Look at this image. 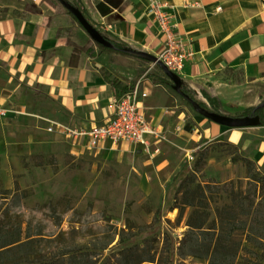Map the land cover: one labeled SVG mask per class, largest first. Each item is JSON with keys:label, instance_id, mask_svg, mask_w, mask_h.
Returning <instances> with one entry per match:
<instances>
[{"label": "crops", "instance_id": "obj_1", "mask_svg": "<svg viewBox=\"0 0 264 264\" xmlns=\"http://www.w3.org/2000/svg\"><path fill=\"white\" fill-rule=\"evenodd\" d=\"M108 38L156 55L160 35L149 0H69ZM187 47L193 50L178 75L194 96L219 99L228 116L255 106L264 96V0H164ZM48 0H0V154L10 147L49 153L66 144L84 151L85 137L71 144L62 125L88 129L103 123L116 97L98 66L123 82L139 81L147 118L165 134L186 133L223 141L252 159L264 174V123L229 127L189 115L170 87L152 82L151 63L133 55L99 52L94 39ZM88 47L94 53L87 51ZM191 119L192 131L184 128ZM52 126V130L48 127ZM151 141L153 136L148 137ZM152 146L160 150L159 143ZM138 152L140 149L135 148ZM124 148L100 153L120 156Z\"/></svg>", "mask_w": 264, "mask_h": 264}, {"label": "rangeland", "instance_id": "obj_2", "mask_svg": "<svg viewBox=\"0 0 264 264\" xmlns=\"http://www.w3.org/2000/svg\"><path fill=\"white\" fill-rule=\"evenodd\" d=\"M148 63L154 70V64ZM174 93L188 114L195 115L194 107ZM187 122L190 124L191 119ZM163 140L161 149L153 155L136 149L120 156L76 154L66 144L49 153L27 146L10 147L0 154V194H19L30 207L55 204L60 212H67L64 228L79 213L100 212L112 224V230L123 232L122 241L117 242L118 235L103 258L123 246H140L148 254H168L167 264H179L181 260L208 264L202 257L180 258L178 254L189 213V207L176 203L182 184L193 178L206 189L211 220L216 209L225 205L246 208L254 194L257 200H264V174L257 166L248 172L238 150L223 141L198 140L183 132ZM143 262L157 264L148 258Z\"/></svg>", "mask_w": 264, "mask_h": 264}, {"label": "trees", "instance_id": "obj_3", "mask_svg": "<svg viewBox=\"0 0 264 264\" xmlns=\"http://www.w3.org/2000/svg\"><path fill=\"white\" fill-rule=\"evenodd\" d=\"M48 1L56 7V12L62 8L76 19L60 0ZM65 1L71 3L69 0ZM71 4L77 7L74 3ZM100 34L107 38L113 47L95 41L99 52L128 55L123 50L129 48L126 43ZM87 51L94 54L89 47ZM141 60L151 62L147 59ZM98 68L117 97L131 90L136 83V80L123 82L104 66ZM145 76L152 82L173 90L172 80L158 63H155L154 70L146 72ZM181 89L195 99L194 92L186 87L183 80ZM177 94L188 103L180 93ZM203 94L207 103H198L216 113H222L219 99L207 92ZM263 98L264 96H261V99ZM252 114L260 117L258 124L264 123V105L247 106L231 117ZM184 128L191 131L192 126L187 122ZM239 158L245 162L248 172L256 166L252 159L243 156ZM262 181L264 187V177ZM222 187H227V184ZM22 198L19 194H13L11 197L0 194V264H149L143 262L144 258L157 264H167V261H170L168 254H148L140 246H123L103 258L104 251L118 235L120 238L117 242L122 241L123 232L112 230V224L106 221L100 212L79 213V216L71 219V224L64 228L62 221L67 212H60L51 202L30 207L22 202ZM249 202L246 208L242 206L235 209L232 205L217 208L215 216L209 220L206 189L200 182H194L193 178L182 184V191L176 203L178 207H189V213L186 217L188 229L183 232L177 246L180 258L186 255L199 256L206 259L208 264H264V200H257V195L254 194ZM179 264L188 263L181 260Z\"/></svg>", "mask_w": 264, "mask_h": 264}, {"label": "built area", "instance_id": "obj_4", "mask_svg": "<svg viewBox=\"0 0 264 264\" xmlns=\"http://www.w3.org/2000/svg\"><path fill=\"white\" fill-rule=\"evenodd\" d=\"M149 12L161 38L160 49L155 56L179 75L193 57V50L184 43L173 22L170 7L164 0H149ZM146 96L147 93L139 90V81H136L131 90L113 99L112 111L103 123L91 125L88 129L62 125L59 130L66 141L73 145L78 144L80 137L84 136L86 141L83 148L90 154L100 153L106 148H137L147 154L155 153L158 148H152V141L160 142L165 134L147 118L140 105L141 99ZM48 129L52 130V126ZM149 136H153L152 141Z\"/></svg>", "mask_w": 264, "mask_h": 264}, {"label": "water", "instance_id": "obj_5", "mask_svg": "<svg viewBox=\"0 0 264 264\" xmlns=\"http://www.w3.org/2000/svg\"><path fill=\"white\" fill-rule=\"evenodd\" d=\"M61 3L65 8H67L72 15H74L77 19V21L82 25V27L85 29L86 32L94 39V41L103 44L108 47H113L112 43L102 36L99 31L96 29V27L85 17L83 12L80 10V8L75 7L73 4L65 1L60 0ZM123 50L128 55H133L137 58L141 59H147L150 60L153 64L158 63L165 74L172 80L173 82V90H176L178 93H180L186 101H188L189 104H192L196 112L206 117L216 123H221L224 125H227L229 127H243L248 125H256L260 121V117L258 115L252 114L247 116H241V117H231L228 115H225L223 113H216L212 111L211 109H208L206 107H203L201 104L198 103L197 100L192 98L191 96H188L182 89H181V78L178 76L175 72H172L168 69V67L161 61L157 60V57L155 55H152L148 52L139 51L136 49H130V48H123ZM264 105V98L261 99L260 103L257 104V107H261Z\"/></svg>", "mask_w": 264, "mask_h": 264}]
</instances>
